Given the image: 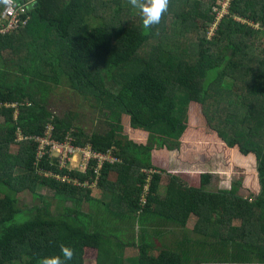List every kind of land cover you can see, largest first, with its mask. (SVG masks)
Instances as JSON below:
<instances>
[{"label":"trees","instance_id":"trees-1","mask_svg":"<svg viewBox=\"0 0 264 264\" xmlns=\"http://www.w3.org/2000/svg\"><path fill=\"white\" fill-rule=\"evenodd\" d=\"M126 1L16 0L27 3L28 22L0 33V81L9 85L0 82V264H38L61 244L74 250L66 264H84L87 248L97 251V264H124L122 253L90 231L85 199L92 215L135 221L139 264H264V0H229L222 16L226 0H170L150 29ZM63 85L90 95L107 128L86 133L73 112L52 122L46 105ZM49 122L55 140L112 151L118 160L100 172L94 160L80 172L60 168L57 157L39 158L35 138ZM124 128L146 139L137 143ZM199 141L208 150L217 144L227 155L255 156L251 192L243 180L210 191V173L187 174L189 184L171 175L166 152L184 147L191 154ZM155 151L165 156L154 160ZM196 153L202 162L213 156ZM164 173L170 178L160 194ZM94 184L103 200L91 197ZM40 185L48 195L37 194ZM23 193L41 203L23 208ZM53 200L76 206L56 219ZM156 228L163 231L149 232Z\"/></svg>","mask_w":264,"mask_h":264},{"label":"rangeland","instance_id":"rangeland-1","mask_svg":"<svg viewBox=\"0 0 264 264\" xmlns=\"http://www.w3.org/2000/svg\"><path fill=\"white\" fill-rule=\"evenodd\" d=\"M231 1V0H230ZM229 1V2H230ZM127 6H130L133 10H137L133 8L129 0L126 1ZM5 9V8H4ZM3 9V11H4ZM3 11L0 14V22L4 23L6 22L7 18L4 17ZM215 28L212 26L211 28H208V36L209 39H211L214 35ZM2 33V32H0ZM5 34V33H3ZM259 37L263 38V35H260ZM14 73L18 75H24L26 71L24 70H15L10 68ZM9 68H5V70H10ZM0 80H1V71H0ZM2 82V81H0ZM6 87H9V85L6 82H2ZM15 88V87H14ZM13 88V89H14ZM54 92L51 93L50 98L48 99L46 107L49 110V119L52 122H56L57 118H64L66 116V112H73L74 114V120L75 124L82 128L86 133H90L93 131H103L107 127L104 126V117L103 114L99 111V109L94 108V101L92 100V97L89 95H82L80 92L74 91L73 89L68 88L67 86L63 85L58 88L53 89ZM205 92V91H204ZM204 92L202 94H204ZM201 106V105H200ZM16 114V113H15ZM196 116L198 117V113H196ZM197 117L192 119V122L196 124ZM3 118L0 117V124L3 123ZM51 123V122H49ZM199 125V123H197ZM53 127L55 125L53 123L50 124ZM215 138V137H214ZM23 138H20L17 140V142L21 141ZM39 140V139H36ZM219 144V143H218ZM213 145V144H212ZM208 150L205 149L206 143L200 142L197 144H194V150L191 154L187 152L186 159L180 160V158H177V151H173L171 153L172 157V166L171 168H168V171L171 175H178L182 176L184 181L186 183H190L193 179L190 178V176L187 177V174H195L205 171H212L215 172L212 175L210 183L207 185V189L210 191H217L220 189H228L231 184H234L238 181H249V176L251 177L252 174L249 172H254L256 170V161L254 158L250 159V155L248 156H236V153L234 154V149L229 150L230 154L227 155L225 152L220 151L221 153L217 152L219 151L217 148V144L212 148ZM221 145V144H219ZM222 146V145H221ZM53 148L52 144H38L37 148ZM12 151H16L17 147H12ZM203 148V149H202ZM217 149L215 150L212 149ZM199 149L200 152L203 151H211L213 153V156H211V159L208 163H204L202 161L196 160V156L198 153H196V150ZM60 149H52L51 154L54 153L56 155L55 157H59ZM215 154V155H214ZM190 155V156H189ZM236 157H239V161L235 159ZM40 158V156L38 155ZM50 157V156H49ZM79 154H77L74 158L76 160V163H80L79 160ZM53 158V157H51ZM195 158V160H194ZM243 160V161H242ZM60 168L62 166L60 165ZM168 173V172H167ZM216 174V175H215ZM225 174V176H223ZM112 177V176H111ZM168 174H163L162 180L160 182L159 186V193L164 194L165 190L169 183ZM112 180H115L114 177L111 178ZM196 181V180H195ZM245 184V183H244ZM258 187L259 183L257 184ZM91 188V197L99 200H103L105 198V191L102 188H99L97 185H90ZM38 195H48V190L45 186L40 185L37 187L36 190ZM249 192H251V186L249 188ZM246 190L243 192L244 195L250 194ZM41 203V200L38 198H34L31 194L23 193L20 195V204L23 206V208H31L34 205H38ZM76 203L74 202H68L63 203L61 201L53 200L51 202V209L52 213L55 216L56 219L62 218V216H65L67 214L69 209L75 208ZM91 206L88 202V200H84V204L82 206L83 213L87 215L89 218H93L94 227L92 225V228L90 231H95L96 233H99V235L102 236V242L104 243L106 241V248L109 250L113 249L115 251H118L120 254L122 253L123 257V263L124 264H139L138 258H139V251L136 247L137 243V235L140 232L139 226L136 225L134 220L128 221H121L119 219H111L107 218L103 214L95 215L90 214ZM196 218L190 219L189 223L187 224L188 230L191 232L196 224ZM85 222V221H84ZM154 231L162 232L161 230L155 229H149V232L153 233ZM192 233V232H191ZM97 258V251L95 249L87 248L86 254H85V262L84 264H97L96 262Z\"/></svg>","mask_w":264,"mask_h":264},{"label":"built area","instance_id":"built-area-1","mask_svg":"<svg viewBox=\"0 0 264 264\" xmlns=\"http://www.w3.org/2000/svg\"><path fill=\"white\" fill-rule=\"evenodd\" d=\"M228 1L226 0L222 3L223 9L221 11V16L227 12L228 7ZM16 7L13 8H6L3 11L4 17L7 18L6 22L1 23L0 22V32L7 33L19 26H25L28 22L29 15L28 13V5L27 3H17ZM27 15V16H26ZM26 16V17H23ZM214 27V26H213ZM35 139L38 142V144H52L53 148H37L38 149V155L40 157H43L45 155H49L50 157H54V153L51 154L52 149H60L59 151L60 155V164L62 168H66L68 170H79L80 172H85L91 165L92 161H97V166H95L96 172H100L102 170V167L105 163L111 162L114 163L118 159L113 157L111 152L108 153H99L92 149L91 146L87 147H74L69 145V143H62L54 139L53 134V127L51 125L48 126L47 131L45 133L44 137H36ZM79 154V160L80 163L78 164V167H74L73 164L77 165L75 163V156ZM58 177V176H57ZM63 181H67L69 183H72L74 185H81L77 180H72L66 176H63ZM88 185V182L87 184Z\"/></svg>","mask_w":264,"mask_h":264},{"label":"clouds","instance_id":"clouds-1","mask_svg":"<svg viewBox=\"0 0 264 264\" xmlns=\"http://www.w3.org/2000/svg\"><path fill=\"white\" fill-rule=\"evenodd\" d=\"M130 5L137 9L142 18L144 29L159 25L164 14L168 11L170 0H129ZM0 5L6 8L16 7V0H0ZM74 257V250L70 246L60 245L59 254L42 257L38 264H66Z\"/></svg>","mask_w":264,"mask_h":264},{"label":"crops","instance_id":"crops-1","mask_svg":"<svg viewBox=\"0 0 264 264\" xmlns=\"http://www.w3.org/2000/svg\"><path fill=\"white\" fill-rule=\"evenodd\" d=\"M122 124L124 125L125 123H126V121H128V119H126L124 116L122 117ZM124 133L125 134H127L128 136H129V138L130 139H132V140H134L135 142H140L141 143V141H144L145 139H146V136L143 134V133H140V132H138V131H127V129H125L124 128ZM221 143V142H220ZM216 150L217 149H215V152H216ZM110 151V150H109ZM177 151V153H178V155H177V158H180V160H181V162H182V160H185L186 159V154H187V150L184 148V147H182V150L181 151H179V150H176ZM112 152V151H111ZM173 151H170V152H166L167 153V156H166V158H167V163H168V166L171 168V166H172V157H171V153H172ZM217 152H219V153H221L220 151H217ZM216 152V153H217ZM165 153H163V152H161V151H155L154 152V155H152V157H153V159L155 160L156 158H159L160 160L163 158V156H165L164 155ZM215 155V154H214ZM160 156V157H159ZM236 156H242L241 154H239V155H237L236 154ZM235 156V159H237L238 161H239V157H236ZM252 158H254V160L256 161V157L255 156H253V155H250V159H252ZM243 161V160H242ZM184 162V161H183ZM182 162V163H183ZM75 163H76V160H75ZM204 163H208V162H204ZM256 165H257V162H256ZM73 166L74 167H78V163H77V165H75V164H73ZM68 170V169H67ZM73 170H76V169H73ZM70 171V170H69ZM145 171V170H144ZM200 173H208V171H205V172H200ZM209 173L210 174H212V175H214L213 173H215V172H212V171H209ZM250 174H252V176L250 177L249 176V181L247 182H245L244 181V185L246 186V190L248 189V187H250V186H252L251 184L252 183H254L255 184V177H256V175L258 174V167L256 166V170L254 171V172H249ZM216 175V174H215ZM223 176H225V174H223ZM112 177H114L115 178V180H116V177H117V175H112ZM111 177V178H112ZM110 178V180H111V182H112V179ZM73 180V179H72ZM74 180H76V179H74ZM146 192H147V186H145V188H144V192H143V194H142V196H141V202L143 203L144 202V200H145V195H146Z\"/></svg>","mask_w":264,"mask_h":264}]
</instances>
